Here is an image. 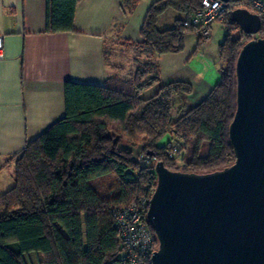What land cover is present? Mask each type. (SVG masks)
I'll use <instances>...</instances> for the list:
<instances>
[{
	"label": "trees",
	"instance_id": "1",
	"mask_svg": "<svg viewBox=\"0 0 264 264\" xmlns=\"http://www.w3.org/2000/svg\"><path fill=\"white\" fill-rule=\"evenodd\" d=\"M80 1L47 0L46 33L74 32ZM200 4L201 0L155 2L141 30L140 53L153 58L182 52L195 29L178 21L173 29L160 31L158 19L169 9L190 19ZM230 17L226 16L229 30L219 48L226 64L222 82L176 120L171 114L173 99L192 93L189 85L174 83L152 99H140L141 91L159 80L155 63L139 67L130 80L112 79L104 87L66 83V117L11 160L19 158L15 186L0 197V264H25L23 257L34 253L41 254L45 264H115L125 248L111 210L146 195L151 198L157 186L156 164L196 174L234 164L229 127L236 112L235 70L244 36H250L233 34L231 25H236ZM172 134L182 149L159 145ZM138 148L140 153L133 150ZM139 154L150 157L151 163L142 165L135 157ZM180 154L186 158L183 169L176 166Z\"/></svg>",
	"mask_w": 264,
	"mask_h": 264
},
{
	"label": "crops",
	"instance_id": "2",
	"mask_svg": "<svg viewBox=\"0 0 264 264\" xmlns=\"http://www.w3.org/2000/svg\"><path fill=\"white\" fill-rule=\"evenodd\" d=\"M157 1L125 5V0H81L76 7L75 31L47 34V0H0V35L4 37L0 197L15 186L12 158L66 117V83L104 87L112 79L130 80L139 67L155 63L159 80L144 88L140 99H152L174 83L189 85L192 93L173 99L171 114L176 120L204 102L222 82L219 48L224 41L215 43L214 24L209 41L188 34L180 53L153 58L140 53L138 46L144 42L141 30ZM185 19L169 9L159 17L158 29L171 30ZM173 142L174 137L167 135L159 145ZM133 150L140 153L142 149ZM23 261L45 264L43 256L35 253L25 255Z\"/></svg>",
	"mask_w": 264,
	"mask_h": 264
},
{
	"label": "water",
	"instance_id": "3",
	"mask_svg": "<svg viewBox=\"0 0 264 264\" xmlns=\"http://www.w3.org/2000/svg\"><path fill=\"white\" fill-rule=\"evenodd\" d=\"M230 20L243 35L261 32V18L247 9L234 10ZM235 71L229 139L236 160L207 174L156 164L148 223L158 249L151 264H264V38L242 47Z\"/></svg>",
	"mask_w": 264,
	"mask_h": 264
},
{
	"label": "built area",
	"instance_id": "4",
	"mask_svg": "<svg viewBox=\"0 0 264 264\" xmlns=\"http://www.w3.org/2000/svg\"><path fill=\"white\" fill-rule=\"evenodd\" d=\"M236 9H247L261 18V32L264 33V0H201L200 8L190 19L183 21L184 28L195 29V34L203 41L212 37V25L231 14ZM4 37L0 35V60L4 59ZM176 138L175 134H172ZM173 150H176L173 147ZM174 158L173 152L168 153ZM142 165H149L151 158L144 154L137 155ZM153 194V193H152ZM152 197V195H151ZM150 196H144L129 205L111 210L113 227L118 232L124 245V254L115 264H148L157 251L154 238L148 223Z\"/></svg>",
	"mask_w": 264,
	"mask_h": 264
},
{
	"label": "rangeland",
	"instance_id": "5",
	"mask_svg": "<svg viewBox=\"0 0 264 264\" xmlns=\"http://www.w3.org/2000/svg\"><path fill=\"white\" fill-rule=\"evenodd\" d=\"M225 19H226V17L223 20L225 21ZM231 26H232L233 31H234L233 34H242L239 29H237V30L235 29L236 26H234V25H231ZM228 30L229 29H228L227 23H224L222 20L215 22L214 23V26H213V34L215 36V43H219L221 41H224L223 39H225V38H223V34H227ZM256 37H258V38H264V33L263 34L260 33L258 36H250L248 38L244 36V40L243 41L246 44L249 41L255 39ZM112 59L114 61L115 58L112 57ZM219 61H220L219 64L222 66V70L225 69L226 68L225 62L222 61V60H219ZM172 146L176 148V150H174V151H178V150L182 149L183 144H182V142L177 141V139L174 137V142L172 143ZM182 155L180 154L178 157L176 156V166H178L180 169H183L184 168V164L186 162V160H185L186 158L183 159L182 158ZM135 157H137V156L135 155ZM18 159H14L13 162H12V164L14 166V169L16 167V164L18 162ZM178 172H182V171L180 170Z\"/></svg>",
	"mask_w": 264,
	"mask_h": 264
}]
</instances>
